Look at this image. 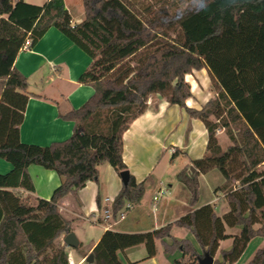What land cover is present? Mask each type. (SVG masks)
I'll return each mask as SVG.
<instances>
[{
  "label": "trees",
  "instance_id": "obj_1",
  "mask_svg": "<svg viewBox=\"0 0 264 264\" xmlns=\"http://www.w3.org/2000/svg\"><path fill=\"white\" fill-rule=\"evenodd\" d=\"M83 8L84 20L72 25L63 0L41 5L0 0V159L12 166L0 175V264H68L64 248L53 246L72 232L58 202L67 195L77 200L88 181H97L101 164L118 174L127 171L122 134L155 94L200 120L207 132V154L191 161L194 174L187 168L177 174L190 194L189 205L198 201L197 176L217 170L224 181L214 194L223 196L229 210L218 217L207 204L150 232L107 230L92 250V264H123L119 254L139 245L151 258L156 241L165 254L181 252L173 264H199L205 254L214 257L219 242L229 237L224 225L241 228L213 264L235 263L252 238H264V171L257 172L264 165V0H199L176 14L163 6L137 10L128 0H83ZM52 27L91 59L79 81L94 93L82 107L62 115L73 123L71 136L40 147L19 140L28 96L26 78L14 63L25 41L31 46ZM203 68L215 97L200 109L188 108L185 76ZM218 130L230 142L225 150ZM178 154L174 151L171 160ZM31 165L54 171L61 180L50 199H36L34 205L8 190L33 192ZM143 194V182L129 174L112 215L126 203L138 204ZM173 226L188 230L201 253L189 241L173 238ZM247 264H264V247Z\"/></svg>",
  "mask_w": 264,
  "mask_h": 264
},
{
  "label": "crops",
  "instance_id": "obj_2",
  "mask_svg": "<svg viewBox=\"0 0 264 264\" xmlns=\"http://www.w3.org/2000/svg\"><path fill=\"white\" fill-rule=\"evenodd\" d=\"M23 1L33 5L41 4L38 0ZM63 3L71 17L72 25L84 20L83 0H63ZM90 63L91 59L84 51L53 27L29 49L19 51L14 68L26 78L28 96L23 120L19 126V140L22 143L46 147L52 143L65 141L71 136L73 123L64 120L62 115L79 109L92 97L93 88L79 81ZM185 81L191 92V96L185 101L188 108L200 109L208 100L215 97L207 69L193 71L185 76ZM222 135L225 136L223 131L218 130L216 138L219 145V137ZM122 143V159L127 171L137 183L143 182L144 186L141 201L132 205L123 220L117 218L104 220V211L112 206L123 187L119 174L106 163L98 166L97 181H88L78 191L77 200L67 195L57 204L59 214L70 223L71 231L75 235L76 226L79 227L81 223H89L100 229L96 241L88 246L78 263H82L92 253L102 234L107 230L126 234L150 232L173 223L207 204L213 206L218 217H222L229 210L228 203L222 195H215L212 192V199L202 198L204 187L202 185L204 183L208 187V175L213 170L197 176L199 197L194 206L189 205L190 194L177 179V174L185 168L187 174L192 176L191 161L207 154V132L204 124L189 117L183 109L170 105L160 95H151L143 114L122 134ZM166 151L170 155L174 151L179 152L174 159L171 160L170 156L168 160V167L179 163L171 178L163 175L166 173L163 172V168L159 172L156 170L163 158L162 154ZM11 169L9 163L0 159V175L10 172ZM261 171H264V165L258 167L257 172ZM27 173L32 181L33 192L20 188L8 190L22 198H29L30 205H34L36 199H50L61 181L54 171L38 165L29 166ZM209 188L212 191L214 187L210 184ZM224 228L225 234L229 237L219 242L215 258L213 257L218 261L221 260V252L231 248L232 237L238 235L241 227L224 225ZM170 235L176 240L189 241L195 250L201 253L199 245L188 230L173 226ZM65 236L57 238L53 246L63 247L67 260L71 261L73 255L69 247L63 244ZM77 239L78 251L82 241L79 237ZM262 247L264 238L260 236L252 238L233 264H247ZM156 249L155 256L147 258L144 246L139 245L119 254V259L123 264H173L181 257L180 251L165 254L159 241H156Z\"/></svg>",
  "mask_w": 264,
  "mask_h": 264
},
{
  "label": "rangeland",
  "instance_id": "obj_3",
  "mask_svg": "<svg viewBox=\"0 0 264 264\" xmlns=\"http://www.w3.org/2000/svg\"><path fill=\"white\" fill-rule=\"evenodd\" d=\"M38 1L41 4L44 3L42 2V0H38ZM128 1L137 10L141 9L146 5H151L154 8L163 6L170 8L171 14H176L181 12L188 5L196 4L199 0H128ZM169 34L172 33L170 32ZM219 143L223 150L226 149V147L229 145V141L224 135L219 137ZM162 155L163 158L160 160L159 164L157 165L156 170L157 172H159L163 168V172L164 171L166 172L163 175H165L166 178H171L179 163L177 162L174 166L168 167V160L171 155L169 154L168 151L164 152ZM165 166L167 169L165 168ZM208 179H209L208 187H206L204 183L202 185L204 186L202 190V198L212 199L213 198L212 192L214 193L213 190L223 183V177L220 175V173L217 170H213L212 173L208 175ZM210 184L214 187L212 191L209 188ZM76 227H77L76 228L77 234L76 235L74 233L73 234L75 235L76 239L77 237H79V239L82 241V246L79 248L78 251L76 249L68 248L70 250L71 255H73L71 258V263L73 264L78 263L82 254L87 251L88 246H90L92 243L96 241L97 236L100 233L99 227L95 225H91L89 223H81L79 227L78 225ZM81 264H90V263L84 260Z\"/></svg>",
  "mask_w": 264,
  "mask_h": 264
},
{
  "label": "water",
  "instance_id": "obj_4",
  "mask_svg": "<svg viewBox=\"0 0 264 264\" xmlns=\"http://www.w3.org/2000/svg\"><path fill=\"white\" fill-rule=\"evenodd\" d=\"M191 174H194L195 169L190 167ZM119 177L123 186H127L129 181V172L123 171L119 173ZM63 244L69 248L76 249L78 247V240L76 239L75 235L71 232L67 234L63 239ZM86 262L92 264L93 263V255L89 254L86 259ZM214 259L212 256L205 254L203 258L199 260V264H213Z\"/></svg>",
  "mask_w": 264,
  "mask_h": 264
},
{
  "label": "built area",
  "instance_id": "obj_5",
  "mask_svg": "<svg viewBox=\"0 0 264 264\" xmlns=\"http://www.w3.org/2000/svg\"><path fill=\"white\" fill-rule=\"evenodd\" d=\"M29 47H30V41L27 40V41H25V43L23 44V46H22V50H23V49H24V50H27V49H29ZM131 208H132V204H130V203H126V204L124 205V207H123L120 211H118V213L116 214V216H113V215H112V210H111V207H110L109 209H106V210L104 211V220H105V221H107V220H112L113 218H117L118 220H123L124 217H125L126 212L129 211V210H131ZM68 264H73V263H71V261H68ZM77 264H81V263H77Z\"/></svg>",
  "mask_w": 264,
  "mask_h": 264
}]
</instances>
